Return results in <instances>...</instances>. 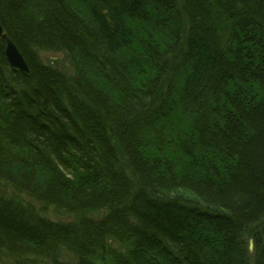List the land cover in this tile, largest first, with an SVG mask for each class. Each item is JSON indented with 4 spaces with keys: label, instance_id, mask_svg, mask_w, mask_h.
I'll use <instances>...</instances> for the list:
<instances>
[{
    "label": "trees",
    "instance_id": "trees-1",
    "mask_svg": "<svg viewBox=\"0 0 264 264\" xmlns=\"http://www.w3.org/2000/svg\"><path fill=\"white\" fill-rule=\"evenodd\" d=\"M0 24L29 67L0 38V264H264V0H0Z\"/></svg>",
    "mask_w": 264,
    "mask_h": 264
},
{
    "label": "water",
    "instance_id": "water-1",
    "mask_svg": "<svg viewBox=\"0 0 264 264\" xmlns=\"http://www.w3.org/2000/svg\"><path fill=\"white\" fill-rule=\"evenodd\" d=\"M0 37L5 42L6 45L5 54L10 66L14 69H19L23 72L28 73L29 67L24 57L22 56L21 52L19 51L15 43L11 40V38L4 32V29L1 26V24H0ZM253 243L254 241L253 239H251L249 243V250L251 253H254L255 246Z\"/></svg>",
    "mask_w": 264,
    "mask_h": 264
},
{
    "label": "bare ground",
    "instance_id": "bare-ground-1",
    "mask_svg": "<svg viewBox=\"0 0 264 264\" xmlns=\"http://www.w3.org/2000/svg\"><path fill=\"white\" fill-rule=\"evenodd\" d=\"M176 23V22H175ZM137 29V30H136ZM135 30V33H137V31H138V27L136 28ZM139 31H140V29H139ZM138 31V32H139ZM186 33L188 32V31H185ZM159 33L161 34V35H158V37L160 38V40L163 38L164 40H165V34H166V32L164 33V32H162V31H160L159 30ZM217 33L219 34V35H222V31L220 32V31H217ZM158 37H155L156 38V40H158L159 38ZM183 38V37H182ZM2 39V38H1ZM3 40V39H2ZM5 48H6V45H5ZM17 70H19V69H17ZM60 98V97H59ZM166 105L168 106V107H171V109H173L175 106H177L176 105V102L174 101V100H169V101H167V103H166ZM170 111H175V110H170ZM183 113L185 114V115H188V113H187V111H183ZM164 153L167 155V157L168 158H170V159H172L173 157L171 156V154L169 153V150H164ZM180 166H185V163H183V162H180V164H179ZM171 191H173V190H171ZM51 220L52 221H54V222H59V220H55L53 217H51ZM245 235L247 236V237H249V241H248V243H250V240L251 239H253V241H254V246H255V240H254V237H256V231L255 230H250L248 233H245ZM248 248H249V244H248ZM251 264H254V263H251Z\"/></svg>",
    "mask_w": 264,
    "mask_h": 264
},
{
    "label": "rangeland",
    "instance_id": "rangeland-1",
    "mask_svg": "<svg viewBox=\"0 0 264 264\" xmlns=\"http://www.w3.org/2000/svg\"><path fill=\"white\" fill-rule=\"evenodd\" d=\"M43 55L45 57H50L53 58L55 56H57L55 53H43ZM51 217H53L55 220H64L65 218L63 217V215L57 213V212H51Z\"/></svg>",
    "mask_w": 264,
    "mask_h": 264
}]
</instances>
